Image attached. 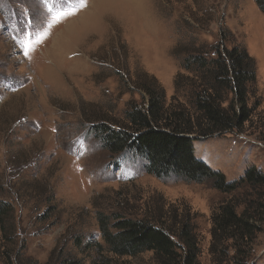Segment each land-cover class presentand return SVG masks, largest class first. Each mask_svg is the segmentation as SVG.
<instances>
[{"label": "rangeland", "instance_id": "374dc122", "mask_svg": "<svg viewBox=\"0 0 264 264\" xmlns=\"http://www.w3.org/2000/svg\"><path fill=\"white\" fill-rule=\"evenodd\" d=\"M222 27L256 60L261 106L239 133L194 146L235 181L251 166L264 172V14L255 0H0V199L13 205L16 224L0 264H157L151 252L108 253L98 216L177 228L186 212L199 264H217L212 216L235 197L149 175L141 159L111 155L92 130L142 102L139 73L154 77L169 103L182 72L177 41L215 44ZM233 246L223 264H264V233L230 260Z\"/></svg>", "mask_w": 264, "mask_h": 264}, {"label": "trees", "instance_id": "16d2710c", "mask_svg": "<svg viewBox=\"0 0 264 264\" xmlns=\"http://www.w3.org/2000/svg\"><path fill=\"white\" fill-rule=\"evenodd\" d=\"M255 3L264 14V0ZM172 55L182 72L174 80L169 103L164 87L154 77L139 73L134 84L142 102L130 101L121 121L100 120L92 133L111 155L141 159L149 175L209 183L218 192L234 196L212 216L211 254L217 264H223L233 245L237 249L230 260L245 255L242 247L264 233V172L251 166L240 180L228 181L223 172L196 157L194 143L239 133L253 118L261 106L256 98V60L224 27L215 44L183 36ZM239 192L250 196L238 200ZM46 202H53L52 193ZM98 223L107 252L117 258L151 252L157 264H199L190 212L177 222V228L102 214ZM15 230L14 207L0 199V244L12 242ZM67 264L79 263L69 260Z\"/></svg>", "mask_w": 264, "mask_h": 264}, {"label": "snow or ice", "instance_id": "6c2138e0", "mask_svg": "<svg viewBox=\"0 0 264 264\" xmlns=\"http://www.w3.org/2000/svg\"><path fill=\"white\" fill-rule=\"evenodd\" d=\"M85 6H86V4H85Z\"/></svg>", "mask_w": 264, "mask_h": 264}]
</instances>
